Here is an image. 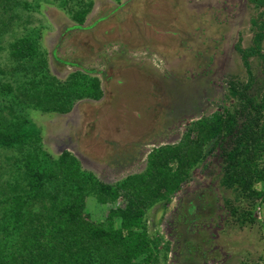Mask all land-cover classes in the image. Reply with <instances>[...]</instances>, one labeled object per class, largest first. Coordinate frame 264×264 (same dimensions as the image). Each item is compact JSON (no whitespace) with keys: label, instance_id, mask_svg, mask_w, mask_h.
Returning <instances> with one entry per match:
<instances>
[{"label":"rangeland","instance_id":"374dc122","mask_svg":"<svg viewBox=\"0 0 264 264\" xmlns=\"http://www.w3.org/2000/svg\"><path fill=\"white\" fill-rule=\"evenodd\" d=\"M0 25L12 31L7 40L13 31L40 28L57 79L77 71L98 78V96L76 100L66 112L28 108L25 116L41 129L52 159L70 151L104 185L145 172L156 148L178 144L216 112H236V131L251 120L264 123L242 99L264 96V39L248 66L238 49L264 34V0H0ZM4 45L0 71L14 72ZM12 78L16 86L23 81ZM237 135L206 143L171 200L144 209L143 229L158 247L151 264H264V181L245 170L248 188L230 183L227 172ZM22 154L0 149V183ZM117 193L88 195V218L119 228L133 197L123 188ZM3 257L1 264H11Z\"/></svg>","mask_w":264,"mask_h":264},{"label":"trees","instance_id":"16d2710c","mask_svg":"<svg viewBox=\"0 0 264 264\" xmlns=\"http://www.w3.org/2000/svg\"><path fill=\"white\" fill-rule=\"evenodd\" d=\"M25 30L13 31L12 39L7 40L12 31L0 25V44H5L9 59L15 62L14 72L0 71L8 79L0 80V149L23 152L16 160L11 157L10 177L3 176L0 183V234H12L0 237V255L10 258L11 264H151L158 247L143 229L144 209L159 199L170 201L204 158L205 144L221 134L238 133L236 147L228 153L230 183L251 188L250 176H245V170L251 169L255 171L253 179L264 181L263 170L258 169L259 164L264 169V123L259 126L251 120L236 131L238 114L228 109L196 121L178 144L156 148L145 172L114 186L102 184L84 170L70 151L52 159L42 146L41 129L26 118L25 110L66 112L76 100L98 96L100 84L98 78L78 71L67 80L57 79L41 48L40 28ZM263 39L260 32L253 47L238 48L247 66L251 56L261 54ZM9 76L15 81L22 77L23 81L16 86ZM242 99L264 119V96L260 100ZM120 188L133 197L122 214L121 226L90 220L86 197L116 198ZM21 233L25 250L19 252L16 241Z\"/></svg>","mask_w":264,"mask_h":264}]
</instances>
